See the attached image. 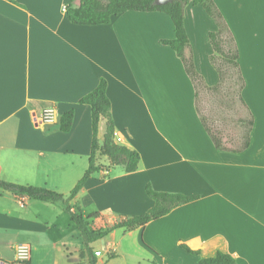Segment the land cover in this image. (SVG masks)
I'll use <instances>...</instances> for the list:
<instances>
[{
    "label": "crops",
    "instance_id": "1",
    "mask_svg": "<svg viewBox=\"0 0 264 264\" xmlns=\"http://www.w3.org/2000/svg\"><path fill=\"white\" fill-rule=\"evenodd\" d=\"M232 32L254 124L249 147L217 150L195 108L181 60L162 41L174 39L160 12H126L109 24H70L69 0H0V180L63 196L89 166L91 110L78 100L107 81L114 141L137 151L138 168L109 167L97 154L93 172L72 204L93 230L146 213L157 192L196 197L135 230L118 228L93 242L99 264H198L199 248L221 240L237 264H264V0H213ZM184 27L194 66L208 86L216 31L201 6L188 4ZM54 123L41 122L45 109ZM74 111L69 132L61 115ZM105 121L97 138L102 143ZM104 170L107 173L104 174ZM31 248L26 264H88L82 235L60 204L17 198L0 189V264H17L14 248Z\"/></svg>",
    "mask_w": 264,
    "mask_h": 264
},
{
    "label": "trees",
    "instance_id": "2",
    "mask_svg": "<svg viewBox=\"0 0 264 264\" xmlns=\"http://www.w3.org/2000/svg\"><path fill=\"white\" fill-rule=\"evenodd\" d=\"M190 3L201 6L216 26V31L208 34L213 50L209 62L218 75V83L214 86L205 83L194 66L192 54H188L190 45L184 27V10ZM129 11L160 12L170 18L174 27V39L162 43L170 47L183 64L184 71L193 85L195 108L206 133L217 150L234 153L246 150L250 145L254 120L242 96L245 80L239 66V51L232 32L213 0H175L165 5H157L155 0H69L65 16L72 25L96 26L109 24L113 17ZM78 104L87 105L91 110V154L88 169L69 195L63 196L46 188L17 185L4 180H0V189L17 198L27 197L34 201L62 205L82 235L88 264H99L91 247L93 242L105 237L114 229L135 230L143 227L167 215L174 208L194 201L196 197L157 192L150 185H146V195L154 202L152 208L142 215L125 217L107 229L93 230L91 222L97 215L84 217L81 209L72 204V201L89 176L99 170L100 167L96 165L97 154L108 159L109 167L122 166L127 173L137 170L140 155L137 151L120 146L114 141V123L105 78H100L96 87L82 96ZM73 117L72 109L61 115V132L70 131ZM101 121H105V132L102 143H99L97 134ZM181 247L192 255H201L208 249L215 250L213 257L202 258L198 264H237L236 259L218 239L199 248L187 244H181Z\"/></svg>",
    "mask_w": 264,
    "mask_h": 264
},
{
    "label": "built area",
    "instance_id": "3",
    "mask_svg": "<svg viewBox=\"0 0 264 264\" xmlns=\"http://www.w3.org/2000/svg\"><path fill=\"white\" fill-rule=\"evenodd\" d=\"M66 10V6H63V11ZM56 121V112L53 108L45 109L41 116V122L43 123H54ZM104 174L107 173V170L103 171ZM15 257L17 264H26L31 255V248L29 245L20 244L15 246Z\"/></svg>",
    "mask_w": 264,
    "mask_h": 264
},
{
    "label": "water",
    "instance_id": "4",
    "mask_svg": "<svg viewBox=\"0 0 264 264\" xmlns=\"http://www.w3.org/2000/svg\"><path fill=\"white\" fill-rule=\"evenodd\" d=\"M173 1H175V0H155V3L157 5H165V4L173 2Z\"/></svg>",
    "mask_w": 264,
    "mask_h": 264
}]
</instances>
